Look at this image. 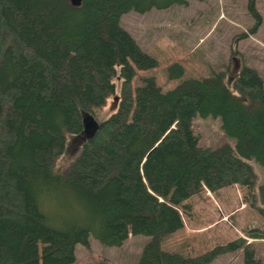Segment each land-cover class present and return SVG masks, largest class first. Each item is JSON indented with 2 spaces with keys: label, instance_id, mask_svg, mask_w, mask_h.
<instances>
[{
  "label": "trees",
  "instance_id": "obj_1",
  "mask_svg": "<svg viewBox=\"0 0 264 264\" xmlns=\"http://www.w3.org/2000/svg\"><path fill=\"white\" fill-rule=\"evenodd\" d=\"M69 1L0 0V264H74L89 239L118 248L130 235L146 238L136 264H210L238 250L243 264H264L242 238L194 257L162 249L191 196L252 190L249 160L264 175L263 79L242 65L167 92L150 76L132 89L136 71L157 63L121 28V15L196 0ZM183 72L173 63L166 79ZM112 97L115 110L99 121ZM196 116L219 118L233 148L200 146ZM89 123L75 159L56 173L67 136ZM257 188L264 219V182Z\"/></svg>",
  "mask_w": 264,
  "mask_h": 264
},
{
  "label": "rangeland",
  "instance_id": "obj_2",
  "mask_svg": "<svg viewBox=\"0 0 264 264\" xmlns=\"http://www.w3.org/2000/svg\"><path fill=\"white\" fill-rule=\"evenodd\" d=\"M248 1L196 0L189 1L187 6L122 14L121 28L157 63L155 69L137 70L131 88L141 84L140 78L150 76L161 91L167 92L186 78H207L211 71L225 68L236 71V62V69L245 65L255 70L264 85V0H253V9L260 15L259 26L253 32L254 18L247 11ZM173 63L184 71L180 80L166 79L165 72ZM230 82L227 77L228 86ZM113 99L116 98L108 99L105 107L96 113L99 121L115 110ZM219 121L215 117L193 118L191 127L200 146L214 149L228 144L233 148L235 140L223 134ZM90 125L79 137L67 136L66 150L54 168L56 173L63 172L75 159L84 138L91 133ZM247 163L256 176L253 189L233 185L216 193L204 190L191 196L183 203L189 207L187 214L180 213L182 228L163 240V250L194 257L242 238L250 244L257 259H264V219L255 210L261 207L257 187L264 182L263 168L252 160ZM251 231H255L252 235L256 238L247 236ZM145 240L144 235H130L122 246L107 248L89 239L88 249L82 245L76 247L74 264H136ZM242 258L243 253L238 250L219 255L210 264H243Z\"/></svg>",
  "mask_w": 264,
  "mask_h": 264
},
{
  "label": "water",
  "instance_id": "obj_3",
  "mask_svg": "<svg viewBox=\"0 0 264 264\" xmlns=\"http://www.w3.org/2000/svg\"><path fill=\"white\" fill-rule=\"evenodd\" d=\"M80 1L81 0H70L69 3L73 6V7H78L80 5ZM238 67V63L236 62V65H235V70L236 68ZM86 130V129H85Z\"/></svg>",
  "mask_w": 264,
  "mask_h": 264
}]
</instances>
